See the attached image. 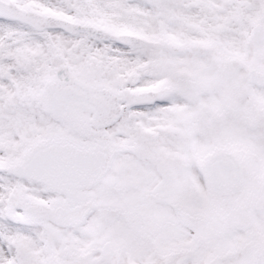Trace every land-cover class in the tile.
I'll return each mask as SVG.
<instances>
[{"label": "snow or ice", "instance_id": "6c2138e0", "mask_svg": "<svg viewBox=\"0 0 264 264\" xmlns=\"http://www.w3.org/2000/svg\"><path fill=\"white\" fill-rule=\"evenodd\" d=\"M0 264H264V0H0Z\"/></svg>", "mask_w": 264, "mask_h": 264}]
</instances>
